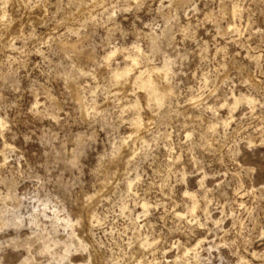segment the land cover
I'll use <instances>...</instances> for the list:
<instances>
[{"label": "rangeland", "instance_id": "obj_1", "mask_svg": "<svg viewBox=\"0 0 264 264\" xmlns=\"http://www.w3.org/2000/svg\"><path fill=\"white\" fill-rule=\"evenodd\" d=\"M22 1L0 0V264H264V0ZM126 66L174 96L150 108Z\"/></svg>", "mask_w": 264, "mask_h": 264}, {"label": "bare ground", "instance_id": "obj_2", "mask_svg": "<svg viewBox=\"0 0 264 264\" xmlns=\"http://www.w3.org/2000/svg\"><path fill=\"white\" fill-rule=\"evenodd\" d=\"M7 1H9V0H7ZM22 1V0H21ZM24 1V0H23ZM22 1V2H23ZM82 2H83V0H81ZM103 1V0H102ZM83 3H85V2H83ZM103 2H101V1H97V2H93V4H98V5H100V4H102ZM106 3V2H105ZM92 4V5H93ZM104 4V3H103ZM103 4H102V6H103ZM89 5V4H88ZM105 6V5H104ZM237 13V12H236ZM2 21V20H1ZM139 51V50H138ZM137 51V52H138ZM113 52V51H112ZM117 52V50L116 51H114L111 55H109L108 57H107V60L108 61H110L111 60V58L114 56V54ZM140 53H141V51H140ZM139 54V53H138ZM107 56V55H106ZM131 56V55H130ZM87 57V56H86ZM91 58V57H90ZM132 58V62H133V66H136V67H139L140 68V66H138V65H140V60H139V57L137 56V55H134V56H132L131 57ZM89 59V58H88ZM129 61H130V58L128 59ZM131 62V61H130ZM108 64V63H107ZM164 67V66H163ZM166 67V66H165ZM165 67L164 68H160V67H151V66H147V67H144V68H141V69H139V71H138V73H136V74H134L133 76L131 75V73H132V70H133V68H132V66L131 67H128V66H126L125 68H117V69H115V70H113L112 71V79L116 82V84H123V85H125V83L127 84V82H130V81H132V83H133V85H132V88L133 87H137V88H139V91H141V90H143V91H141V92H144V94H145V98H146V100H147V106H149L150 108H154V109H156V108H158V109H160V108H162L165 104H166V102H167V100H169V99H171L173 96H174V90H172L171 89V86H170V84L168 83V73H167V69H165ZM167 68V67H166ZM82 70V69H81ZM131 83V84H132ZM119 86H121V85H119ZM130 86V85H129ZM123 87V86H122ZM135 89V88H134ZM144 98V97H143ZM243 103H246V104H249V105H252L253 104V100L252 99H250V98H248V97H241V98H236L235 99V101H234V106H233V109H235L236 107H238L240 104H243ZM130 105V104H129ZM132 109H134L135 111H137V112H139L141 109H142V107H141V103H140V101L139 100H137V101H134V103L132 104ZM157 110V109H156ZM153 111V110H152ZM134 117H136V116H134ZM142 117L140 116V114H138V116L134 119V120H132V122H133V127L135 126V128H136V132L137 131H142V130H144V129H146L148 126V124H145L144 123V121L141 119ZM131 120V119H130ZM225 120V119H224ZM150 125V124H149ZM210 125H211V123H210ZM216 126V125H215ZM214 126V123H213V125H211L210 126V128L211 129H213V128H216ZM147 130H149V127H148V129ZM135 132V133H136ZM145 132V131H144ZM143 132V133H144ZM138 133V132H137ZM140 134H141V132H140ZM138 138V137H137ZM120 153V152H119ZM205 184V183H204ZM93 198H94V196H93ZM192 198H193V201H194V203H192V204H194V207H193V209H196V201L194 200V198L195 197H193L192 196ZM8 199V198H7ZM11 199V198H10ZM12 201V200H11ZM192 201V202H193ZM14 203V202H13ZM13 203H12V205H13ZM146 204H147V202H146ZM15 205V204H14ZM17 205V204H16ZM148 205V204H147ZM147 205H144L143 206V210H144V212H147L148 211V206ZM20 206V205H19ZM18 206V207H19ZM150 206V205H149ZM10 207V206H9ZM12 207V206H11ZM17 207V208H18ZM12 208H14V207H12ZM11 208V209H12ZM16 208V209H17ZM10 209V210H11ZM207 210V209H206ZM7 211V210H6ZM46 215V214H45ZM5 216V215H4ZM36 217H37V215H36ZM19 218V217H18ZM53 219V218H52ZM56 219H57V221L56 222H60L61 220H60V216L58 217V215H56ZM80 219V218H79ZM90 219H92V218H90ZM5 219H3V216L2 215H0V229L6 224V223H4L3 221H4ZM18 221V220H17ZM34 221V220H33ZM62 221H64L65 223H67V225L70 223V221H65V220H62ZM79 221V220H78ZM80 222V221H79ZM36 223V222H35ZM81 224V223H80ZM92 224H93V222H92ZM66 225V224H65ZM59 226V225H58ZM70 226H72V225H70ZM67 227V226H66ZM7 228V227H6ZM147 238V237H146ZM82 241V243L84 244L83 246H86L85 245V243H84V241L83 240H81ZM146 242V241H145ZM91 243V242H90ZM149 243V242H148ZM147 243V244H148ZM81 244V243H80ZM146 244V243H145ZM146 244V245H147ZM72 245V244H71ZM144 245V244H143ZM142 245V246H143ZM82 246V245H81ZM86 247H88V246H86ZM84 249H86V248H84ZM48 250V249H47ZM51 251V250H50ZM195 251V250H194ZM68 252V251H67ZM47 253H49V251L47 252ZM186 254L188 253H190L189 251H186L185 252ZM95 255H96V253H95ZM184 256H185V254H184ZM101 258V257H100ZM33 259V258H32ZM178 259V258H177ZM186 261V260H185ZM244 262V261H243ZM183 263V262H182ZM28 264V263H27ZM189 264H190V262H189Z\"/></svg>", "mask_w": 264, "mask_h": 264}]
</instances>
